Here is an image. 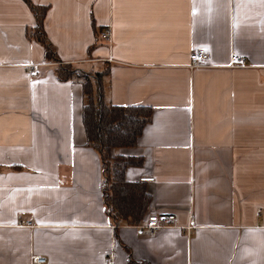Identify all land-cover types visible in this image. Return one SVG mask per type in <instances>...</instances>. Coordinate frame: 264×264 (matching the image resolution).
Listing matches in <instances>:
<instances>
[{"label": "crops", "instance_id": "obj_1", "mask_svg": "<svg viewBox=\"0 0 264 264\" xmlns=\"http://www.w3.org/2000/svg\"><path fill=\"white\" fill-rule=\"evenodd\" d=\"M31 2L59 61L27 36V3L0 0V264H264V0ZM199 47L208 61L190 68ZM60 63L96 73L105 105L152 109L136 144L112 149L140 159L124 172L150 195L136 224L107 210L82 84ZM159 212L174 224L149 234Z\"/></svg>", "mask_w": 264, "mask_h": 264}, {"label": "trees", "instance_id": "obj_2", "mask_svg": "<svg viewBox=\"0 0 264 264\" xmlns=\"http://www.w3.org/2000/svg\"><path fill=\"white\" fill-rule=\"evenodd\" d=\"M35 17V26L27 36L44 47L45 58L59 61L56 49L46 36L44 18L47 6L35 5L24 0ZM60 80H77L83 88L81 119L85 134V144L96 149L103 168L102 193L108 212L114 220L136 224L144 216L150 195L140 181L125 179L124 172L129 165L140 164V159L112 155L113 148L134 146L145 125L151 120L152 109L144 105L117 106L105 105L94 95L91 79L94 73L76 68L70 64H58L56 69ZM113 159L109 166L108 159ZM129 263H133L129 260ZM143 264V263H142Z\"/></svg>", "mask_w": 264, "mask_h": 264}, {"label": "built area", "instance_id": "obj_3", "mask_svg": "<svg viewBox=\"0 0 264 264\" xmlns=\"http://www.w3.org/2000/svg\"><path fill=\"white\" fill-rule=\"evenodd\" d=\"M102 38L105 40L109 39L108 32L102 33ZM209 58L208 51L205 47H199L192 50L189 54V67L196 68L199 66H203L207 63ZM230 65L231 66H246L244 60L237 56L236 54H231L230 58ZM153 177H143L141 181H152ZM175 221V216L172 213L168 212H159V213H150L147 215L144 225L141 227L142 229L146 230L149 234H154L159 229L173 225ZM26 224L29 226H33L34 224L31 221H26ZM35 261L37 263L45 262V258L43 257H36ZM106 264V263H105Z\"/></svg>", "mask_w": 264, "mask_h": 264}, {"label": "rangeland", "instance_id": "obj_4", "mask_svg": "<svg viewBox=\"0 0 264 264\" xmlns=\"http://www.w3.org/2000/svg\"><path fill=\"white\" fill-rule=\"evenodd\" d=\"M54 45V47H55V49L57 50V46L55 45V44H53ZM112 155H115L113 152H112ZM108 161V163H109V166H113L112 164H113V159L112 158H110V160L108 159L107 160Z\"/></svg>", "mask_w": 264, "mask_h": 264}]
</instances>
